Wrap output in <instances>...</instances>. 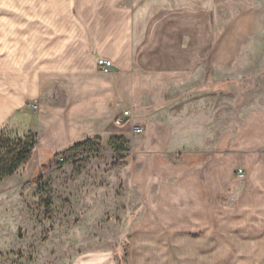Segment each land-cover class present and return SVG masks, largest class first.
<instances>
[{"label":"crops","instance_id":"1","mask_svg":"<svg viewBox=\"0 0 264 264\" xmlns=\"http://www.w3.org/2000/svg\"><path fill=\"white\" fill-rule=\"evenodd\" d=\"M262 13L256 0H0V134L36 135L42 161L116 137L136 162L182 153L203 233L193 257L264 264V75L253 79V106L239 89L235 125L234 84L249 80L232 71L264 50ZM100 59L113 69L102 72Z\"/></svg>","mask_w":264,"mask_h":264},{"label":"rangeland","instance_id":"2","mask_svg":"<svg viewBox=\"0 0 264 264\" xmlns=\"http://www.w3.org/2000/svg\"><path fill=\"white\" fill-rule=\"evenodd\" d=\"M256 1L264 26V6ZM232 71L249 80L234 84L237 125L245 115L239 112L236 96L243 91L244 101L251 106L257 101L252 94L254 80L264 75V50L240 59ZM223 102L224 95H218L219 106ZM172 116L177 126V115ZM224 117L232 116L222 114L219 133ZM99 144L95 140L93 146L62 151L43 161L35 155L1 181L0 264H76L81 259L91 264H202L200 257H193L194 240L203 233L193 223L192 179L179 171L183 154L136 162L135 148L127 141L101 144L102 148ZM121 145L126 150L119 152ZM0 153L5 154L1 149ZM60 156L65 161L59 162ZM76 160H85V166H77ZM116 161L127 165L113 169ZM39 178L23 193L27 182ZM47 199L52 201L49 218ZM231 253L216 264H261V258Z\"/></svg>","mask_w":264,"mask_h":264},{"label":"trees","instance_id":"3","mask_svg":"<svg viewBox=\"0 0 264 264\" xmlns=\"http://www.w3.org/2000/svg\"><path fill=\"white\" fill-rule=\"evenodd\" d=\"M116 141H126L124 137H116L111 141L114 144ZM36 135L31 134L26 137H16L12 138L6 133L2 132L0 134V149L5 152L4 156L0 153V183L3 179L15 175L19 168L27 163L36 153ZM95 140L87 139L83 142H79L69 148L67 151H74L81 147L93 146ZM99 148L103 146L98 145ZM125 145H121L119 152L125 151ZM85 160H76L74 164L77 166H85ZM127 165L126 162L116 161L112 165V168H120ZM41 179H35L33 181L27 182L23 187V193L26 192L34 183L38 184ZM46 217L49 218L52 215V201L50 199L46 200Z\"/></svg>","mask_w":264,"mask_h":264},{"label":"built area","instance_id":"4","mask_svg":"<svg viewBox=\"0 0 264 264\" xmlns=\"http://www.w3.org/2000/svg\"><path fill=\"white\" fill-rule=\"evenodd\" d=\"M99 66H100V69H101L102 72H110L113 69V67H114V63L110 59H100L99 60ZM30 105H31V108L33 110H36L38 108V103L35 102V101L31 102ZM129 116H130V111L129 110L124 111V113L121 116L116 118L115 124L118 125V126L125 125L128 122L127 117H129ZM139 130H140L139 127H135V131H139ZM63 161H65V157L64 156H60L59 157V162H63ZM238 174L240 176H243L244 175V171L242 169H240L238 171Z\"/></svg>","mask_w":264,"mask_h":264}]
</instances>
